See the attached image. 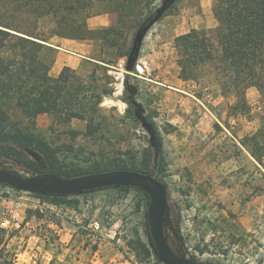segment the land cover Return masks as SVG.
Segmentation results:
<instances>
[{
  "label": "rangeland",
  "instance_id": "obj_1",
  "mask_svg": "<svg viewBox=\"0 0 264 264\" xmlns=\"http://www.w3.org/2000/svg\"><path fill=\"white\" fill-rule=\"evenodd\" d=\"M213 1L176 0L145 33L129 72L127 56L120 51L131 49L135 30L114 38L119 49L92 41L93 58L100 60L88 72L75 70L74 86L78 92L94 86L113 89L93 113L91 123L97 128L87 134L83 120L65 124L41 114L34 132L56 150L66 168L113 159L138 165L148 150L146 173L166 185L165 234L175 253L202 264H264V166L239 142L258 127V119L228 115L234 96L221 95L211 70L204 81H183L176 63L179 35L202 28L212 37L217 24ZM161 4L156 0L151 14ZM98 11L95 5L92 12ZM49 54L45 51L44 58ZM101 60L112 64L109 70ZM125 78L130 111L123 100ZM247 98L255 114L264 100L254 87L247 90ZM0 106L11 122L33 130L15 96L0 95ZM0 167L33 176L45 172L47 165L33 147L2 142ZM57 197L64 202L52 204L0 184V220L10 210L22 219L17 229L0 227L13 233L8 248L18 264H154L158 254L144 191L107 187ZM136 238L150 249V261L135 256L128 243Z\"/></svg>",
  "mask_w": 264,
  "mask_h": 264
},
{
  "label": "trees",
  "instance_id": "obj_2",
  "mask_svg": "<svg viewBox=\"0 0 264 264\" xmlns=\"http://www.w3.org/2000/svg\"><path fill=\"white\" fill-rule=\"evenodd\" d=\"M155 1L0 0V95L15 96L16 105L33 126V130H29L11 122L0 106V143L11 142L18 147H33L46 162L45 172L61 177L114 169L147 172L151 155L146 149L138 165L113 159L103 164L94 162L87 168H66L56 150L34 130L36 118L48 114L65 124H69L73 118L83 120L86 122L87 134L91 133L97 128L91 123L93 113L99 110L103 97L113 92L107 86H94L78 92L79 89L74 86L75 70L69 67H63L57 76H51L49 70L52 57L49 54L46 59L44 55L50 48L52 38L59 36L97 40L119 49L114 38L121 37L128 30H135L136 33L151 15V5ZM95 5L99 6L98 13L92 12ZM99 13H107L111 24L90 29L87 19ZM212 13L217 24L212 29L211 38L202 28H190L176 38L174 47L179 77L183 81L201 82L206 78L207 70H211L221 95L225 98L229 94L234 96V101L228 105V115L258 119V127L239 142L254 162L264 166V103L254 114L246 93L254 87L264 100V0H214ZM129 52L130 48H127L120 51V55L128 56ZM101 61L106 63L103 66L109 70L112 64ZM126 92L125 78L126 96L123 100L128 103L127 111H130ZM162 162L163 157H160V164ZM35 195L49 199L52 204L64 202L56 195ZM228 214L234 216L232 212ZM12 236L13 233L0 228V264H18L16 254L8 248ZM128 244L138 259L150 261L151 251L140 239L136 238ZM154 264L163 263L156 256Z\"/></svg>",
  "mask_w": 264,
  "mask_h": 264
},
{
  "label": "water",
  "instance_id": "obj_3",
  "mask_svg": "<svg viewBox=\"0 0 264 264\" xmlns=\"http://www.w3.org/2000/svg\"><path fill=\"white\" fill-rule=\"evenodd\" d=\"M174 0H163L137 29L127 56L126 72L133 69L142 39L147 30L162 16ZM0 183L13 189L30 193L47 195H66L86 192L107 187H135L144 191L149 197L147 222L155 251L163 264H202L190 257L175 253L170 247L165 234V217L167 205L166 185L150 173L131 169H114L88 173L74 177H61L51 172H42L33 176H21L0 167Z\"/></svg>",
  "mask_w": 264,
  "mask_h": 264
},
{
  "label": "crops",
  "instance_id": "obj_4",
  "mask_svg": "<svg viewBox=\"0 0 264 264\" xmlns=\"http://www.w3.org/2000/svg\"><path fill=\"white\" fill-rule=\"evenodd\" d=\"M110 24L111 19L107 13L95 14L87 19V25L90 29H99ZM51 42L48 49L52 57L49 70L51 76H57L63 67L88 72L92 65L98 62L93 58L94 44L92 41L55 36Z\"/></svg>",
  "mask_w": 264,
  "mask_h": 264
},
{
  "label": "built area",
  "instance_id": "obj_5",
  "mask_svg": "<svg viewBox=\"0 0 264 264\" xmlns=\"http://www.w3.org/2000/svg\"><path fill=\"white\" fill-rule=\"evenodd\" d=\"M22 219L18 211L10 210L6 216L0 220V227L5 229L14 230L21 226ZM95 227L98 228L97 222L94 223Z\"/></svg>",
  "mask_w": 264,
  "mask_h": 264
}]
</instances>
